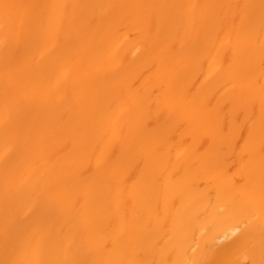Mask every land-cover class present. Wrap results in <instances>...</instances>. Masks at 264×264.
<instances>
[{
  "label": "bare ground",
  "instance_id": "obj_1",
  "mask_svg": "<svg viewBox=\"0 0 264 264\" xmlns=\"http://www.w3.org/2000/svg\"><path fill=\"white\" fill-rule=\"evenodd\" d=\"M0 264H264V0H0Z\"/></svg>",
  "mask_w": 264,
  "mask_h": 264
}]
</instances>
